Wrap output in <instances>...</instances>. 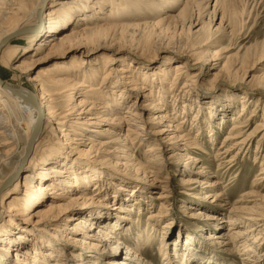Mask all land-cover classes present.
<instances>
[{"label": "bare ground", "instance_id": "6f19581e", "mask_svg": "<svg viewBox=\"0 0 264 264\" xmlns=\"http://www.w3.org/2000/svg\"><path fill=\"white\" fill-rule=\"evenodd\" d=\"M160 1L0 0V264L39 261L43 264L54 255L61 261L48 264H73L71 251L77 247L99 255L106 264H143L139 261L144 260L142 250L155 241L162 256L161 264H225L203 251L204 246L214 249L212 244L215 247L223 240L228 246L226 250L242 256L241 264H263L264 195H259L256 202L247 197L256 194L254 188H264V164L260 165L258 179L254 178L249 185L243 183L242 188L251 191L242 193L234 202L224 197L229 191L221 182H202L206 184L202 185L204 188L221 186L220 192L206 194L204 198L210 197L208 208L222 216L217 224H207L198 230L204 236L195 243L187 241L197 226L185 227L186 234H181L184 225L170 217L167 205L158 200L160 195L153 196L158 194L153 187L156 177L147 176L165 174L167 152L181 157L180 174L188 173L185 168L188 166L194 169L193 173L207 174L209 165H199V158L190 153L203 151L202 143L212 149L229 120L231 108L237 109L233 95L226 99L211 96L210 102L198 98L205 90L200 76L209 70L211 60L193 48L187 49V40L174 46L178 57L194 59L186 61V66L175 64L172 81L180 75L185 80L181 86L175 82L171 89L165 88V83L169 85L165 79L169 67L153 70L137 62L130 49L139 31L164 32L179 19L198 18L211 2L157 3ZM214 1L209 19L212 22L222 13L221 0ZM173 7L179 8L175 11ZM165 8L174 12L168 13ZM149 9L159 10V18L152 24L144 21ZM223 13L218 23L222 29ZM108 42L121 43L116 52L126 49V56L116 60L89 59L94 49L105 48ZM168 47L161 46L160 50L166 51ZM40 60L44 66L31 75L32 65ZM164 64L169 62L165 60ZM223 65L213 76H222ZM7 72L12 74L9 79L5 76ZM226 76L243 91L245 96L241 98L258 94L263 114L248 131L249 120L243 121L244 113L250 109L248 103L254 106L257 100H242L245 102L240 108L242 113L213 155L217 171L225 174L239 165L238 154L247 153L253 136L262 132L264 137V70L258 80L253 76L247 79L245 74L238 76L232 70ZM133 107L164 111L146 119L148 122L158 119L164 127L153 128L154 131L145 128L148 131L143 137L145 129L140 123L145 119ZM170 109L173 116L168 114ZM190 116V128L183 129ZM123 126L128 132L123 137L124 143H118L110 128ZM193 129L200 134L201 143L189 136L187 131ZM136 143L138 147L148 143L147 167L131 153L139 150ZM260 160H264V154ZM134 169L138 174L130 172ZM237 171L238 168L231 171L234 173L231 179L237 176ZM161 178L162 187L166 188L168 182ZM183 202L187 204L184 210L190 212L203 203L191 195ZM42 206H46L45 210L40 209ZM144 209L157 212L147 215ZM99 222L103 225L98 226ZM223 222L227 224L226 230L215 235V229L222 227L219 224ZM176 228L177 237L169 241ZM109 229L122 236L115 237L118 235L114 236ZM29 239L34 246L24 243ZM83 262L89 264L90 258L79 257L78 264Z\"/></svg>", "mask_w": 264, "mask_h": 264}, {"label": "rangeland", "instance_id": "374dc122", "mask_svg": "<svg viewBox=\"0 0 264 264\" xmlns=\"http://www.w3.org/2000/svg\"><path fill=\"white\" fill-rule=\"evenodd\" d=\"M161 2L163 1L161 0L160 2L157 3L164 4ZM214 3L215 1L211 0L209 6L202 11L201 15L198 18L194 16L192 19L188 21L185 19H179L173 22L172 24H170L164 32L156 34V33L148 32L146 31V29L139 31V33L136 34L135 37L133 38V44L131 45V49H130L131 52H133V54L137 56V62L141 63L144 67H151V69L153 70L154 69L156 70L157 68H161V67L164 68L165 66L169 67V71H167L165 75V79L169 82V85L165 83V88L168 87V89H171L173 87L171 86L173 85V83L177 82L178 85L181 86L185 82L184 79H181L180 75H178L177 79L172 81V78L175 76L174 74L175 64L180 62L181 65H185L186 61L192 62V60H194L192 59V57L191 58L186 56L178 57L179 54L176 53V49H175L176 47L174 46L178 45L182 41L187 40L186 43V45L188 46L187 49L191 50V48H193V51L201 54L202 57L211 60L209 62V70L206 69L207 71L205 70V74L200 76L202 81L201 84L203 85V88L205 87L204 88L205 90H203L202 94H200L198 98H205V100L207 101L204 102H210L212 98L211 96L213 97L220 96L221 98L224 99L228 98L227 96H232V95L236 96L237 109L236 107L231 108L230 112L228 113L229 120L227 121V124L223 126V128L220 130L219 135L217 134L218 136L212 149H210V146L204 145L202 143L203 146H201V149L203 151H191L190 153V155H192L193 158L195 157L199 158L200 160L199 165L204 164L205 167L209 165L210 168H208L207 174L205 176L193 173L194 169H192L190 166L185 167L188 168L187 169L188 173L180 174L181 172L178 170V168L182 167V165H180L181 157L176 158L175 156L172 155V152H167V154H165V162H167L168 165V166L166 165V171L164 170L165 174L152 176L153 175L152 173L151 174L152 177L147 176L148 179L156 177L155 182H153L155 183L153 187L154 190L158 192V194H155L153 196L158 197V195H160L158 200L161 202L163 201L167 205L169 209L170 217L177 223L184 225L183 228H181L182 230L181 234L183 235L186 234V232H184L185 227L197 226L196 230L191 232L192 236L187 241L190 243H195L197 240H199L204 236L203 234H198L199 233L198 230L202 229L203 227H206L207 224H211V223L217 224L218 222H220V218L222 216L218 214L217 211H214L212 208L210 207L208 208L212 200H210L211 199L210 197L204 198V196H206V194L208 195L209 193L220 192L222 190L221 186L225 185L227 186L229 194L224 195V197L228 198L229 201L234 202L235 200L242 197L240 196L242 193L251 191L247 189V187L243 189L242 188L243 183L245 182L247 185H249L254 178L257 177L258 179V177L260 176L258 175L261 168L260 165L264 164V160L262 161L260 160V157L264 154V137H261L262 132L256 134V136H253L251 138L250 144L247 146V150H246L247 153L243 152L238 154L237 162L239 164L238 165L239 167L236 166L231 170L234 172L238 168L236 174L237 176L235 178L231 179V177L234 175V173L231 171H229L226 174L221 171H217V163H215L213 157L214 151L222 142L223 137L227 135L228 129L233 124L234 120H236L237 122L238 114L242 113L240 112V108L241 105L245 103L243 102L244 99L257 100L259 97L257 94V95H247L246 98L245 97L241 98V96H245V94L243 93L242 90H239L238 88L234 87L235 85L232 82L233 80L228 79L227 78L228 76H226V74L227 71L232 70L238 76L245 74L247 79H250L253 76L255 77V79L258 80V77H261L260 75L264 70V0H221L219 7H221L220 9L222 10V13L224 12L223 13V18L225 20L223 24L225 26L224 29L218 27L219 19L222 13L216 15V21L212 22L209 20L212 15L211 12ZM176 8L179 7H173L172 9H175V11H177L178 9ZM167 10H169V8H165V11L168 13H171L173 11L171 9H170L171 12ZM146 12H147V16H144L145 22L152 24L153 22H156L157 19L159 18L158 9H155V11L149 9L146 10ZM184 21H185V25H183ZM193 24L196 25L193 27ZM154 31L159 32V30H157L156 28H154ZM126 43L129 44V42ZM119 44L121 43L117 44L116 42H108L105 48L103 47L100 49L99 48L94 49V51H92V53L90 54L89 59L94 60L98 58L110 57L113 60H116L120 56L121 57L126 56L127 54L126 49L121 50L120 52H116ZM161 46H170V47H168V50L166 51H161L160 50ZM39 55L41 54H38V56ZM208 56H212L213 58H209ZM165 60H167L169 64H164ZM38 62L39 63H34L32 65L29 71L31 75L34 74L38 68L44 66V63H42L41 60ZM131 63H133V60ZM213 64L214 67H212ZM222 65H223L222 76H213V73L217 72ZM117 66L119 65L117 64ZM185 68L186 67H183L181 70L184 71ZM162 72H164V70ZM161 74L164 75V73ZM5 76L7 77V79H9L11 78L12 74L11 72H7ZM24 76H25L24 78L27 77L26 74ZM2 80H4V78ZM99 81L100 79H98V82ZM139 81L142 82V80ZM216 87H218L216 91L208 90L210 88H216ZM130 100L131 101L134 100L133 96L130 98ZM137 101H139L138 102L139 104L141 103V100H137ZM147 102L150 104V101ZM151 103L153 104L154 102L151 101ZM248 104L250 106V109H248V112L244 113L245 119L243 121L249 120V122L246 123V126L248 125L247 126L248 131H251L255 123L258 122V120L263 114V105L260 100L259 101L257 100V103L254 106L250 102ZM169 106H170L169 108H172L171 102H169ZM133 108L135 110L134 112L137 115H142L143 119H145V121L140 123L143 124L144 129L145 128L158 129L164 127L158 123V119H153L152 120L153 122H148L146 120L148 117H150V115H157L160 113H164V111L156 112L155 108H149L147 111H144L140 108L138 109V107H133ZM121 112L124 111L122 110ZM152 112L154 114H152ZM171 113L172 110L170 109L168 114L170 116H173V113L172 114ZM249 115H253V116H249ZM175 117L177 118L176 115ZM191 117L192 116L189 117L187 124L186 123L183 124L184 125L183 129L188 130L190 128L188 124L190 125L189 121L191 120ZM231 118H235V119H231ZM136 120L137 122L140 121V119L138 118ZM180 120L181 119H179L178 121ZM126 128H127L126 126H123L122 129H117L115 127L110 128V131L112 132L114 139H117L119 141L118 143H124L123 137H125L126 132H128ZM146 129L143 130L144 132H142L143 137H146L144 135V133L148 131ZM187 132L190 133L189 136L191 138L194 139L197 138L196 139L197 141L198 138H200V134L198 133L197 130L193 129ZM165 135L162 134V136ZM127 138L129 137L127 136ZM257 144L258 146L256 148ZM135 147L136 149L139 148V150L136 152H131L133 157L138 158L140 163L143 165V167H147L148 161L150 159L149 158L150 153L147 151L149 147L148 143L141 144L139 147L136 143ZM255 149L258 150L254 152ZM235 151H237V149H235L232 154H234ZM207 152L209 154H205ZM164 153H166V151ZM255 154H256V159H255ZM130 172L134 174H138L137 173L138 171L136 172L135 169L131 170ZM218 174L221 177L217 176ZM161 177L166 178L165 180L168 182L166 188L162 187L164 183L161 182L160 180L162 179ZM218 178H221V180H218ZM184 180H190V182ZM216 180L222 183L221 186L204 188L206 184L205 183L203 184L202 182L212 183L215 182ZM211 190H213V192H211ZM253 190L256 194H253L254 196L247 197V200H251V201L255 200L256 202L259 195H264V188L262 189L254 188ZM148 195L150 196V194ZM188 195L194 196L196 198L198 197L201 201H203V203L200 206H197V209L191 212L187 209L184 210V208L187 207V204L183 202V199H185ZM109 203L111 204L112 202ZM141 205H143V203ZM249 205H252V203H250ZM45 208L46 206H42L40 209L45 210ZM86 209L90 210V208H86ZM154 212L157 211L154 210L147 211L146 209L143 210V213H146L147 215ZM210 216H214V219H210L209 218ZM97 225L102 226L103 224L99 222V224L97 223ZM160 225L158 226L159 229L162 228ZM219 225H221L222 227L215 229L214 231L215 235H218L227 228V224L224 222L220 223ZM177 229L178 228H176L173 232H171V236L173 237H171L169 241H172V239L177 237L178 234ZM45 230L50 231L48 229ZM109 231H111V233H113L114 236L118 235L115 237H119V235L122 236L121 233L117 231H112L110 229ZM76 236H78V234ZM126 240L129 241L130 243L135 242L134 240L131 239H126ZM183 242L185 241L183 240ZM24 243L25 244L29 243L30 246H34L32 239H29V241H26ZM212 245L214 249H210L209 247L204 246L203 251L205 252L208 251L209 253H211L213 260H217V261L223 260L225 264H241L240 259L242 256L238 255V253L233 255L230 249L229 251L226 250L228 249V246L225 244L224 240L219 245H215V247L214 244ZM107 246L110 248V245ZM30 248L31 247H29V249ZM261 249L264 250V242L261 245ZM42 251L45 250L42 249ZM142 252L144 254L141 256L143 257L144 260L139 259V261H142L143 264L162 263L161 262L162 256L158 252V245L156 244V241L153 244L144 247ZM71 254L73 255V262H75L73 264H78L79 257L90 258L89 264H106V262L102 260V258L99 255L90 254L89 252L83 251L81 247H77V250L71 251ZM219 255H221L222 257ZM17 257L20 258V256ZM27 258L32 259V255H27ZM203 258L204 257H202V259ZM114 260L115 258H113V261ZM58 261L60 262L61 258L57 255H54L49 257L48 261L43 264H48L49 262L56 263ZM83 263L86 264V262ZM38 264H42V262L39 261Z\"/></svg>", "mask_w": 264, "mask_h": 264}]
</instances>
